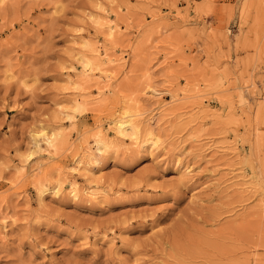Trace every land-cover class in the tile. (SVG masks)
Segmentation results:
<instances>
[{"label":"rangeland","instance_id":"rangeland-1","mask_svg":"<svg viewBox=\"0 0 264 264\" xmlns=\"http://www.w3.org/2000/svg\"><path fill=\"white\" fill-rule=\"evenodd\" d=\"M0 264H264V0H0Z\"/></svg>","mask_w":264,"mask_h":264},{"label":"bare ground","instance_id":"bare-ground-1","mask_svg":"<svg viewBox=\"0 0 264 264\" xmlns=\"http://www.w3.org/2000/svg\"><path fill=\"white\" fill-rule=\"evenodd\" d=\"M102 27H104V26H102ZM102 27H101V29H102ZM107 27H108L107 35L109 37L110 36H114L115 37L116 34H115V32H114L115 35L113 34V30H114L113 27L112 26H108V24H107ZM105 28H106V26H105ZM104 33H106V32H103V34ZM113 38H111V39H113ZM90 51L93 53L92 56L90 55L91 56V59H89L90 57L84 56L81 53H78L77 52L78 57H76V59H77L78 63L80 64V66L82 67V70L85 73V75H90L92 73H96V72H94L95 70L98 71V74H101V73H103L105 71V70L103 71L102 69H99V66L101 67V64H104V63H107L108 64V63H112L113 61L115 62L114 58L110 57L111 55L109 53L107 55V53H106L107 51L105 52V54H103L102 57H105L103 59L100 58L101 54H99V52L97 51V49H94L93 48V49H90ZM90 51H89V53H90ZM86 54H88V53H86ZM99 71H101V72H99ZM105 72H108V71H105ZM98 84H100V83H98ZM98 89H100V88H98ZM98 93L100 94L101 91H98ZM79 94H81V92ZM187 97H191V96H187L186 94H184L181 97V96H179V94H175V95L172 96V99L171 100L173 102H175V101H179L180 99L181 100L182 99L184 100V98L186 99ZM88 98H90V97H88ZM87 99H86V97H83L82 95L81 96H75L72 99L73 100L72 101V104L75 105L76 108H77L79 106H82L83 102L84 101H87ZM127 106L128 105L123 106L122 107V111L119 113V115L116 116L112 120V128L111 129L114 131V133L120 139L121 142L128 141L130 143V145H132L133 148H135V147L136 148L137 147L138 148L141 147V148L146 149V151H150V152L151 151H154V150H157L159 148V146H160L161 141H160L159 137L154 133L155 131H153V128H152L151 125H149V122L155 117V115L158 112L156 114H151V116H150V115H147V113L143 109H142L143 111L138 109L137 111L131 112L132 110L128 108L129 106L128 107ZM73 108H75V107H73ZM69 117L72 118L71 114L70 115H67V118L68 119H69ZM163 118H164L163 115H159L158 116V119H156V120L158 122V121L162 120ZM154 122H156V121H154ZM144 123H146V124H144ZM142 133H144V134H142ZM95 136H96V138H95L96 140L94 139L95 140V146H96L95 149H97V151H99V153L103 152L104 150H106L108 147L111 146V145L109 146L110 143L105 139L104 136H100V130H98V134H96ZM55 142H54V140L52 138H48L47 139V143L51 147L53 146L55 148V146H54V145H56ZM53 143H54V145H53ZM49 146H48V148H49ZM86 150H84V151H86ZM81 157L82 156L79 157V155H77V157L75 158L76 159L75 162H74L75 163V166L74 167L72 166L73 167L72 168L73 170H77L79 167L81 168V164H83L82 163L83 160L81 161ZM39 189H40V187H39ZM39 192L38 193L40 195V198L43 201H44V199L46 198V196L48 194L50 195V193H48L47 190H40ZM54 195L57 196L58 195V191H55L54 192ZM68 195H70L72 198H75V197L78 196L77 188L74 186V184L71 185V188L69 189V194ZM87 195L94 197V195H97V194H95L94 192H91L90 191V192L87 193Z\"/></svg>","mask_w":264,"mask_h":264}]
</instances>
